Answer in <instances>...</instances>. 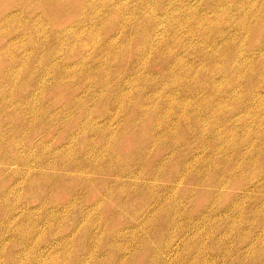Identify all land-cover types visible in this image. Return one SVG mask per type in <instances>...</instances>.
I'll list each match as a JSON object with an SVG mask.
<instances>
[{
  "label": "rangeland",
  "instance_id": "374dc122",
  "mask_svg": "<svg viewBox=\"0 0 264 264\" xmlns=\"http://www.w3.org/2000/svg\"><path fill=\"white\" fill-rule=\"evenodd\" d=\"M0 264H264V0H0Z\"/></svg>",
  "mask_w": 264,
  "mask_h": 264
}]
</instances>
